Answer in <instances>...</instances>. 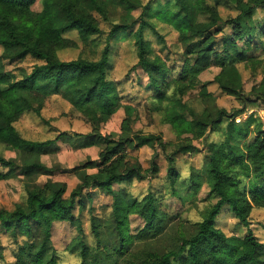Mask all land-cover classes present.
I'll return each mask as SVG.
<instances>
[{"label": "rangeland", "instance_id": "obj_1", "mask_svg": "<svg viewBox=\"0 0 264 264\" xmlns=\"http://www.w3.org/2000/svg\"><path fill=\"white\" fill-rule=\"evenodd\" d=\"M105 1L107 17L100 14L90 0L81 1L82 7L99 21L101 32L83 41L77 30L66 31L64 36L74 45L59 49L58 55L63 60L80 56L98 60L113 25L136 20V26L116 42L107 69V80L111 83L109 95L118 104L115 105L116 110L111 115L106 113L89 122L63 92L32 95L33 105L41 108L42 117L29 109L15 122V126L26 139L52 140L54 143L43 147L41 153L37 154L39 157L0 143V154L16 162L15 167L9 165L0 168L9 174L0 181V209L26 206L28 192L37 187L45 188L47 194L51 195L65 185V196L68 197L72 190L83 183L86 175H94L113 163L119 173L134 168L139 170V174L117 182L115 189L126 199H144L153 194L160 210L156 219L161 218L165 226L163 233L157 235L145 229L147 220L144 216L131 213L129 233L135 239L130 247L163 253L179 245V233L192 236L198 223L220 199L212 190L207 172L211 144L225 140L230 124L241 136L239 142L236 140L241 151L246 148L244 142H252L259 131H262L260 136H264V2L248 10L253 0H188L196 23L190 32L192 44L188 45L193 48L196 43L197 48L191 53L180 41L175 27L154 14L157 8L169 14L177 11V0H141L142 5L132 8L122 0ZM157 1L163 4L155 6L151 10L153 14L148 17L156 29L146 31L151 49L149 58L154 60L160 57L165 68H175L174 76L178 77L167 76L163 79L160 91L153 87L149 72L139 61L134 37L144 6ZM206 3L220 16L210 32L197 26L213 21V15L203 8ZM42 8L43 0H36L32 6L36 12ZM57 20L63 22L61 13L57 14ZM239 24L245 28H256L249 36L251 42L242 41L227 51L224 38H232ZM212 41L217 42L215 49H204ZM4 52V47L0 45L4 70L14 79L26 77L35 66L43 63L30 54L22 58H7ZM223 57L236 65L240 72L239 84L235 89L234 84H230L232 89L222 87L216 79L222 69L220 63ZM186 66H196L199 70L185 73L181 79V68L185 69ZM183 84L184 90H180L179 86ZM202 87L207 90H202ZM178 100L185 104L180 112L187 119L203 116L209 121L210 125L203 136L189 132L179 134L165 120L169 106ZM249 127V136L242 138ZM136 133L159 135L164 144L160 146L154 139H151V143L141 144L135 137ZM115 144L120 145V151L110 160H105L106 147ZM246 160L254 166L249 153ZM153 161H156L157 171L153 169ZM31 164H45L48 169L27 172ZM83 192V204L77 205L74 218L55 221L51 228L50 252L56 253L57 264H80V241L92 248L98 246L92 227L93 217L100 226V248L112 247L113 243L118 245L112 213L113 196L99 187H89ZM248 221L241 222L231 208L225 206L217 217L216 225L233 238H243L251 229L264 245V207L254 206ZM26 240L27 237H15L0 225V264L16 262L19 247Z\"/></svg>", "mask_w": 264, "mask_h": 264}, {"label": "trees", "instance_id": "obj_2", "mask_svg": "<svg viewBox=\"0 0 264 264\" xmlns=\"http://www.w3.org/2000/svg\"><path fill=\"white\" fill-rule=\"evenodd\" d=\"M81 1L43 0L42 10L36 12L32 9L36 0H0V45L4 47V56L22 58L30 54L43 61L26 77L14 79L4 70L3 59L0 57V143L34 154L33 156L39 155L43 147L54 143L52 140L42 142L26 139L15 126V122L29 109L42 117L41 108L34 107L30 98L39 92L46 95L51 92H63L89 122L99 119V116L106 113L111 115L116 110L115 105L118 104L114 103L109 95L111 83L107 80V69L116 42L121 40L126 31L135 27L137 21L113 25L100 59L91 60L80 56L63 60L59 57L58 50L74 45L72 40L64 36L66 31L77 30L83 41L90 40L93 35L101 32L99 21L82 7ZM122 1L130 5V8L142 5L141 0ZM90 2L100 14L107 17L108 6L105 0ZM177 2L179 4L177 11L169 14L157 8L154 14L170 22L179 32L180 41L185 48L194 53L196 43L193 48L188 45L192 44L190 32L196 25L191 15V6L188 0ZM263 2L264 0H253L248 10ZM159 4L163 3L148 2L144 6L145 10L141 13V22L134 32V37L139 61L149 72L153 87L160 91L163 79L167 76L176 79L178 77L174 76L175 68H165V63L160 57L157 56L154 60L149 58L151 49L146 31L156 27L148 17L153 14L151 10ZM203 8L213 15V21L199 23L197 26L210 32L220 16L207 3ZM58 13L63 15V22H58ZM240 19L241 16L238 17V20ZM255 29L254 26L245 28L237 25L234 36L224 38L226 50L238 46L242 41L251 42L249 36ZM216 45L217 42L212 41L205 45L204 49L214 50ZM221 59L222 69L216 79L222 87L232 89L230 84H234L235 89L239 84L240 72L236 65L227 61V58ZM188 66L185 69L181 68V79L185 73L191 71L196 73L199 70V67ZM183 86L184 84L180 85L179 89L184 90ZM202 90L205 91L207 88L202 87ZM184 106L181 100L172 102L165 113V120L170 122L179 134L189 132L195 133L198 137L203 136L210 125L209 121L203 116L187 119L181 113ZM228 127L230 129L225 140L211 144L210 166L207 169L212 190L220 199L198 223L197 230L192 236L178 234V246L163 253L130 247L135 239L134 235L129 233L131 213H140L144 216L147 220L145 229L154 231L157 235L163 233L165 224L162 225L161 218L156 219L160 215V210L153 194L144 199H126L115 189L117 182L138 175L139 170L132 168L128 172L119 173L113 163L103 168L100 167L103 165H100L101 169L96 174L86 175L83 183L72 190L68 197L65 196V185L53 191L51 195L47 194L45 188L37 187L28 192L26 206L18 205L12 210L0 209V225L15 237L20 235L27 237L25 244L19 247L17 261L10 264H57L56 253L50 252L51 228L55 221L74 218L77 205L83 204V191L89 187H99L113 196L112 213L119 241L118 245L113 243L112 247L100 248V226L93 217L92 227L98 246L92 248L80 241L82 257L80 264H107L108 261L110 264H264V245L251 229L243 238H233L228 237L216 225L217 217L225 206L231 208L236 217L244 223L249 222L248 216L254 206L264 207V136H260L262 131H259V135L252 142L245 141L246 148L241 151L240 144L236 142V140L239 142L241 136L232 124ZM250 130L249 127L244 134L242 133V138L246 139ZM135 137L141 144L151 143V139L159 142L160 146L164 144L162 138L156 134L136 133ZM119 151L120 145L115 144L112 147L108 145L105 160H110ZM248 153L253 167L246 160ZM9 165L15 167L16 162L0 154V168ZM36 169L48 168L45 164L38 166L31 164L27 167V172ZM153 169L158 170L156 161H153ZM8 175V172L0 169V181Z\"/></svg>", "mask_w": 264, "mask_h": 264}]
</instances>
